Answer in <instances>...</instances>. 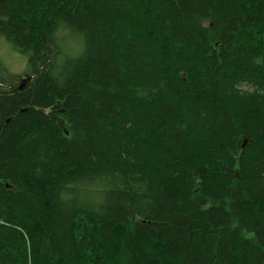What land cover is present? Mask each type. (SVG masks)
Masks as SVG:
<instances>
[{
  "label": "trees",
  "instance_id": "1",
  "mask_svg": "<svg viewBox=\"0 0 264 264\" xmlns=\"http://www.w3.org/2000/svg\"><path fill=\"white\" fill-rule=\"evenodd\" d=\"M0 32V264H264V0H0Z\"/></svg>",
  "mask_w": 264,
  "mask_h": 264
},
{
  "label": "rangeland",
  "instance_id": "2",
  "mask_svg": "<svg viewBox=\"0 0 264 264\" xmlns=\"http://www.w3.org/2000/svg\"><path fill=\"white\" fill-rule=\"evenodd\" d=\"M82 42L73 39L69 45L80 47ZM81 48V47H80ZM0 58L13 74L25 76L30 72L29 55L16 50L12 42L0 32Z\"/></svg>",
  "mask_w": 264,
  "mask_h": 264
}]
</instances>
